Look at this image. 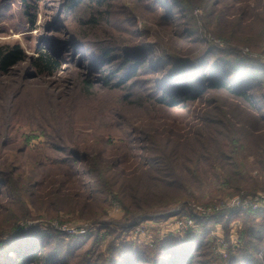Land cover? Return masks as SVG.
I'll return each instance as SVG.
<instances>
[{"label":"rangeland","instance_id":"1","mask_svg":"<svg viewBox=\"0 0 264 264\" xmlns=\"http://www.w3.org/2000/svg\"><path fill=\"white\" fill-rule=\"evenodd\" d=\"M73 1L0 0V45L19 44L27 56L0 75V180L6 183L0 186V234L8 227L37 224L51 234L48 246L59 247L63 240V248L71 252L79 245L69 264H77L81 256L89 258L86 264H116L119 252L130 250L124 244L152 246L203 231L205 243L194 255L196 264H227L238 254L233 250L242 244L247 218L227 224L215 215L234 210L239 200L264 197V109L251 110L222 90L170 108L149 92L175 62L198 57L212 46L264 64V0H168L166 19L163 10L157 15L146 11L144 0H110L101 6H111L109 24L106 16H95L92 26L88 22L96 6L81 0L73 8ZM112 41L114 61L101 71L90 68L91 55L84 47L91 44L90 52L97 54V46ZM123 47L148 53L140 68L153 61L160 72L114 87L119 81L111 78V70L123 63ZM39 50L60 60L58 72L43 75L34 67ZM252 94L261 100L264 91ZM212 134L219 139L210 143ZM224 138L237 142L233 147ZM217 146L227 147L229 159L215 155ZM122 148L129 151L125 157ZM158 148L164 155L157 168L168 166L172 178L166 182L175 183L139 176L146 169L143 159L156 158ZM199 149L210 159V167L201 161L200 180L183 166ZM72 150L99 153L104 166L123 170L119 178L127 181V202L131 198L152 209L165 202L164 212H182L122 229L119 202L112 201L104 211L89 202L87 186L93 181L85 174L90 162L79 166L80 175L61 174L58 168L63 167L55 162ZM46 202L52 208L42 206Z\"/></svg>","mask_w":264,"mask_h":264},{"label":"trees","instance_id":"2","mask_svg":"<svg viewBox=\"0 0 264 264\" xmlns=\"http://www.w3.org/2000/svg\"><path fill=\"white\" fill-rule=\"evenodd\" d=\"M89 1H91V6L95 5L96 7L95 11L93 10L92 18H90L88 24L92 26L97 22L95 16H100L101 18L106 16L105 24H109L111 6L109 4L106 5L104 10H101V6L103 2L110 0ZM144 1L143 8L146 11L157 15L163 10V12L165 11L163 18H169L171 4L168 0ZM169 1L176 3L174 0ZM80 2L81 0L73 1V8L78 7L77 4ZM182 3L186 7H189L185 2ZM114 43L112 41L108 44L97 46L95 48L97 54L94 51V53L90 52V49L93 47L91 44L87 45L89 48L84 47L91 55L89 58L90 68L101 71L114 61L112 56L117 51L115 47L116 43ZM22 48L19 44L0 45V75H7L11 69L27 59ZM123 51V63L111 70V78L119 81L117 84H114V87L126 85L133 77L138 78L134 79L132 83H138L139 77L144 73L154 72V74H158L160 72L159 69L161 68L157 67L153 61L141 69L148 53L142 54V51L133 53L132 47H123ZM210 58H213L214 61H211ZM33 64L43 75H52L58 72L61 67L60 60H57L52 53L50 54L45 50H39L37 52V57L33 59ZM174 65L163 79L156 80V85L149 92L150 95L158 98L155 101L159 104L174 108L183 106L185 103L194 100L202 99L207 93L212 91L222 90L228 92L229 95L235 98L243 100L251 110H255V107L259 111L264 109V94L261 100H256L252 94L257 89L264 91V64L259 60L241 57L233 49L231 51H223L212 46L202 55L175 62ZM142 83L141 81L140 85ZM85 84L87 87L90 86L89 81H85ZM104 84L109 86L107 78L104 79ZM229 135L232 136V134ZM209 139V142L213 143L219 137H215L212 134ZM226 139L224 138L223 140ZM221 142L222 140H219L217 144ZM235 142H237V139L235 141L231 140L229 143H232L234 147ZM150 143L154 146L158 145L151 138ZM124 148L121 149L122 152L120 153L123 157H125L126 153H129ZM225 149H227L226 146L220 148L217 146L215 155L219 158L227 157ZM64 150L67 151L68 149ZM195 151L199 152L195 153L191 162L184 160L183 166L185 167V172L187 171L188 174L200 180L199 166L201 161L204 160L203 167H210V159L208 158L206 150L202 151L199 149ZM157 153L158 156L156 158L143 159V162H145L143 167H146V169L139 176L153 177V180L163 185L175 183V180L166 182L167 178H172V173L169 172V168H165L168 166L164 164L165 167L163 169L157 168L164 155L159 148ZM93 154L72 150L68 153L69 156L60 160L61 162H54L63 167L58 169L63 176L67 177L70 175H80L79 166L85 164V162H90V166L87 168L85 174L88 180L93 181V185L87 186L90 198L89 202H92L93 207L103 209V211L112 201L119 202L124 209V219L119 224L122 229H128L146 220L170 217L182 212L181 208L177 212H164L166 211L164 207L167 205L165 202L155 204L153 209L151 206L140 204L137 201L133 202L131 198L127 202V197L129 196L127 195L128 187L125 186L127 181L119 178V174L123 170L115 171L111 167L104 166L101 158L98 157L100 154L97 153L95 156H90ZM169 167L171 168V165ZM82 175H84V172ZM5 184L3 181L2 183L0 182V186H5ZM8 186L14 191L21 192L18 185L11 184ZM42 206L52 208V205L48 202L43 203ZM17 211L16 213H19V206ZM25 213L27 212L25 211ZM241 216L247 218L246 227L242 230L243 241L239 248L233 250L238 254L235 253L236 256H231L227 260V264H264V208L255 212L225 209L216 214L215 218H225V222L228 224L230 221L238 219ZM12 228L8 227L4 230L7 231L6 233L0 234V264H69L71 255L79 247L76 244L70 252L67 248H63V240L60 241L62 245L59 247L55 245L48 246L47 241L51 238V234L41 230L37 224L24 228ZM204 237L206 238V233L203 231L195 233L187 232L185 234L183 233L182 237L158 240L152 246L138 244L136 242L127 243L124 244V248H129L130 250H121L118 254L116 264H196L197 260L194 258V255L202 250L205 243ZM88 260V257L81 256L77 264H86Z\"/></svg>","mask_w":264,"mask_h":264},{"label":"built area","instance_id":"3","mask_svg":"<svg viewBox=\"0 0 264 264\" xmlns=\"http://www.w3.org/2000/svg\"><path fill=\"white\" fill-rule=\"evenodd\" d=\"M263 204V205H262ZM234 210L242 211V210H258L261 206L264 207V197L261 196L259 198H255L253 201L249 200H239L234 202L233 204Z\"/></svg>","mask_w":264,"mask_h":264}]
</instances>
